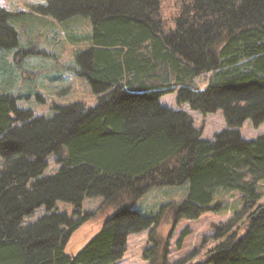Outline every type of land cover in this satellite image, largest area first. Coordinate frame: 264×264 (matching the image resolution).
<instances>
[{
  "label": "trees",
  "instance_id": "1",
  "mask_svg": "<svg viewBox=\"0 0 264 264\" xmlns=\"http://www.w3.org/2000/svg\"><path fill=\"white\" fill-rule=\"evenodd\" d=\"M161 2L47 0L33 9L57 22L90 19L88 36L69 37L86 42L75 52L77 73L97 103L35 117L16 106L17 96L0 93V264H114L127 236L147 230L150 263L166 264L155 237L162 216L194 221L219 211V189L239 194L242 209L211 227L205 264H264V134H240L246 121L264 123V0H177L168 27ZM12 17L0 6V51L44 55L19 43ZM169 94L177 109L161 103ZM183 105L203 116L222 111L225 128L203 140ZM50 155L60 167L42 176ZM186 183L181 202L150 216L132 210L149 190ZM93 198L113 212L67 255L70 236L93 215L83 201ZM57 202L71 204L76 217L56 212ZM40 206L48 213L22 225Z\"/></svg>",
  "mask_w": 264,
  "mask_h": 264
},
{
  "label": "rangeland",
  "instance_id": "2",
  "mask_svg": "<svg viewBox=\"0 0 264 264\" xmlns=\"http://www.w3.org/2000/svg\"><path fill=\"white\" fill-rule=\"evenodd\" d=\"M46 2L47 0H0V6L13 13L9 23L19 33V43L25 48L35 47L44 53L22 57L16 55L15 49L0 51V93L17 96L16 106L19 109L30 110L35 117L50 118L56 113L55 106L80 102L91 107L96 105L97 98L92 94L87 80L77 73L79 67L75 61V52L84 48L86 42H73L69 37L73 34L82 38L88 36L91 32L90 19L76 17L57 22L35 13L33 9ZM176 3L177 0L161 2V18L167 27L176 15ZM16 60H19L18 64ZM196 83L200 89L206 85L202 78ZM161 103L177 109L174 94L164 96ZM180 109L190 116L195 128L202 129L203 140H213L214 135L225 128L222 111L203 116L192 111L188 105H183ZM240 134L246 140L255 139L264 134V123L254 128L246 121L240 129ZM59 167L55 157L50 155L42 176L56 173ZM187 190V183L181 186L153 188L137 200L132 210L145 216L154 215L161 206L184 200ZM214 201L220 203L221 210L207 212L194 221H174L168 212L162 216L155 229V237L161 245H165L166 264H205L206 251L212 248L211 227L232 220L234 213L242 209L239 194L233 190L219 189L215 193ZM101 205V198L83 201L82 211L91 212L93 215L83 221L70 236L64 249L67 255L78 253L99 233L104 218L113 212L111 208ZM54 210L72 218L76 217L73 214V206L68 203L57 202ZM46 213V207L40 206L23 219L22 225L33 223ZM240 225L241 223L237 224L236 228ZM240 229L238 234L243 232L242 227ZM204 238L206 239L203 240ZM206 245L210 246L207 248ZM152 246L148 230L131 234L126 238L122 258L114 264H151L152 255L148 251ZM162 252L163 250L157 253Z\"/></svg>",
  "mask_w": 264,
  "mask_h": 264
}]
</instances>
